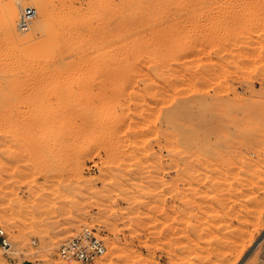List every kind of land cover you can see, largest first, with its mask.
Instances as JSON below:
<instances>
[{"label":"rangeland","instance_id":"rangeland-1","mask_svg":"<svg viewBox=\"0 0 264 264\" xmlns=\"http://www.w3.org/2000/svg\"><path fill=\"white\" fill-rule=\"evenodd\" d=\"M86 227L91 264H264V0H0V264Z\"/></svg>","mask_w":264,"mask_h":264},{"label":"built area","instance_id":"built-area-1","mask_svg":"<svg viewBox=\"0 0 264 264\" xmlns=\"http://www.w3.org/2000/svg\"><path fill=\"white\" fill-rule=\"evenodd\" d=\"M37 18L38 11L34 6L20 4L18 28L22 33L30 32ZM0 248L6 251L11 248L9 236L3 228H0ZM106 251L107 247L100 233L94 228L86 227L59 247L58 256L65 264H91L104 256Z\"/></svg>","mask_w":264,"mask_h":264},{"label":"bare ground","instance_id":"bare-ground-1","mask_svg":"<svg viewBox=\"0 0 264 264\" xmlns=\"http://www.w3.org/2000/svg\"><path fill=\"white\" fill-rule=\"evenodd\" d=\"M13 2V1H12ZM10 3L9 4V22H10V24L12 25H15V21H16V19H17V16H18V13H17V11H18V9L16 8V5L14 6V4L13 3ZM14 3H16L15 1H14ZM17 9V10H16ZM36 21H37V19H36ZM36 21L34 22V25H35V23H36ZM45 24V22L43 21V25ZM42 25V24H41ZM42 25V26H43ZM8 26H9V24H8ZM14 27V26H13ZM129 27V26H128ZM12 29H14V28H12ZM11 30V29H10ZM15 32V31H14ZM74 32V31H73ZM63 35V34H62ZM61 35V36H62ZM106 77V76H105ZM2 118V117H1ZM2 121V120H1ZM8 124V123H7ZM194 144V143H193ZM201 146V145H200ZM197 147V146H196ZM186 149V148H185ZM196 152V151H195ZM189 153V152H188ZM190 155V154H189ZM193 155V154H192ZM197 155H199V154H197ZM190 158H191V156H190ZM202 158V157H201ZM208 158V157H207ZM197 159V158H196ZM192 160V159H191ZM201 160V159H200ZM210 160V159H209ZM190 161V160H189ZM198 162V161H197ZM189 165H190V163H189ZM212 165V164H211ZM191 167V166H190ZM209 167V166H208ZM212 167V166H211ZM198 168V167H197ZM211 170V169H210ZM200 171V170H199ZM194 174V173H193ZM262 240H264V234L262 235V237L259 239V243L262 241ZM257 242V245L259 244ZM256 245V246H257Z\"/></svg>","mask_w":264,"mask_h":264}]
</instances>
